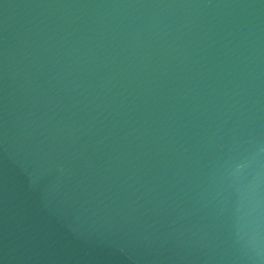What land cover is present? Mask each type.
Instances as JSON below:
<instances>
[{
  "label": "water",
  "instance_id": "95a60500",
  "mask_svg": "<svg viewBox=\"0 0 264 264\" xmlns=\"http://www.w3.org/2000/svg\"><path fill=\"white\" fill-rule=\"evenodd\" d=\"M0 264H264V0H0Z\"/></svg>",
  "mask_w": 264,
  "mask_h": 264
}]
</instances>
